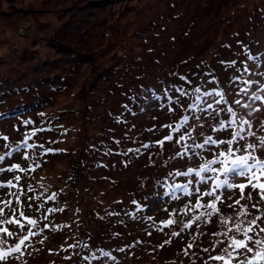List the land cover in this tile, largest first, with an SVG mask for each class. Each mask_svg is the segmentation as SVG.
<instances>
[{
    "label": "rangeland",
    "instance_id": "rangeland-1",
    "mask_svg": "<svg viewBox=\"0 0 264 264\" xmlns=\"http://www.w3.org/2000/svg\"><path fill=\"white\" fill-rule=\"evenodd\" d=\"M197 87L251 105H223L250 128L243 125L229 163L211 168H230L249 153L264 159V0H0V208L18 220L0 224L13 233L0 232V249L9 251L27 234L25 217L38 222L21 252L0 264H224L213 257L233 252L228 237L244 238L228 229L264 217L259 189L249 185L243 194L251 199H240L238 187H214L225 179L220 171L202 173L203 184L175 175L218 159L227 144L177 157L185 152L181 144L155 143L184 115L205 117L189 121L203 124L187 129L196 143L206 136L227 141L239 130L212 131L232 119L227 112L213 119L185 111ZM240 88L248 95H236ZM253 92L261 100L249 99ZM229 182L248 183L236 175ZM177 185H188L192 195ZM208 191L214 195L201 203L220 195L219 213L193 220L211 211L195 208ZM242 207L250 214L240 217ZM226 217L230 224L221 222ZM169 219L179 223L165 227ZM257 224L264 227V219ZM254 235L264 239L259 228ZM246 255L252 254L233 252L230 264Z\"/></svg>",
    "mask_w": 264,
    "mask_h": 264
},
{
    "label": "snow or ice",
    "instance_id": "snow-or-ice-1",
    "mask_svg": "<svg viewBox=\"0 0 264 264\" xmlns=\"http://www.w3.org/2000/svg\"><path fill=\"white\" fill-rule=\"evenodd\" d=\"M235 63V62H233ZM181 79H185L184 77H181ZM237 78L233 77L232 81H235ZM245 84H254V81H244ZM180 91L181 95L187 96L189 95L188 92L178 89ZM261 91H264V87L261 88ZM193 94L195 95V100L194 103L189 104L188 108L185 109V111H190L192 113H195L197 111L202 112V113H207L208 116L212 117L215 119L216 116H220L222 112H227L228 114L231 115L232 119L227 120V122L224 119H221L219 121V126H212V131L214 132H222L225 131L229 128H233V126H239V130H234L232 131L231 139L225 141L223 139L219 138H213L212 136H206L204 138L203 143H196L195 139L193 138L192 131H188V128L195 129L197 127H203V124H190L189 121L190 119L193 121H199L205 119L204 116H189V115H184L175 125H165L164 127H167L170 129L169 135L164 137L163 140L156 141V145L159 146L161 149L164 148L165 142H175V144H181L182 147L185 148V152H177L175 156L177 157H183L187 156L188 151L191 150L193 154H195V149H204L206 145L208 146H216L219 147L220 145L227 144L229 147L227 151H220L216 155L218 159H212L210 161H207L205 164L200 165L199 169H193L189 167L187 171L185 172H176L175 175L177 176H186V177H193L192 180H189L188 184H192L197 182L195 178H200L199 183H206L204 177L202 176V173L208 172L209 170L216 172L220 171L223 176L225 177L224 180H218L215 184L214 187L219 189V188H224V189H234L238 187L241 192V197L240 199H251V194H249L247 197L244 196V189L248 187L249 185L253 188V190H256L257 188L259 189V195L262 200H264V182H261V178H264V159H258L255 155H252L249 153V155L245 156H237L235 159H232L230 161L232 167H222L221 169L217 170L214 168H211V165L220 163L221 165L228 164V156H235V152L239 151L240 149H233L232 145L234 142L237 141V139H243L241 136V133L244 131L243 125H249V121L245 120L242 116L237 119V113L234 111L232 107H223L225 104H230L234 103L237 105H241L242 107L245 108H251V105L248 104H242L241 100L236 99L233 101H228L226 99V92L223 90H213V91H202L201 88L197 87L193 90ZM248 95V89L247 88H240L239 92L236 93V95ZM206 97L209 98H215L219 97V99H206ZM249 99H255V100H261V96L255 95V92L252 93L251 96L248 97ZM175 103L180 104L179 99L175 101ZM214 105L219 106V107H214ZM211 110V111H209ZM250 128V125H249ZM176 133H180L178 137L175 136ZM198 135H203V133H198ZM248 135H254L251 131L248 132ZM186 139H193V144L188 145V144H183L182 142L185 141ZM260 145L261 147H264V138L260 139ZM152 145L150 144H143L142 147L145 149L150 148ZM247 149H252L255 150V145L253 144H248L246 147ZM128 152L136 151L139 152V149H128ZM175 158V157H172ZM0 160H3V157H0ZM17 167V166H14ZM11 171V169H9ZM231 175H236L239 177L244 178L245 180L248 181L247 184L241 183L239 185L233 184L229 182V178ZM19 180V177L16 178ZM13 186V185H9ZM176 188L178 190H181L185 193V195H192V193L189 192L188 190V185H177ZM195 191H199V189H196ZM214 195L213 192L208 191L204 192L203 195L196 201L195 208H207L211 209V211H202L198 216L193 217V220H199L203 216H207L211 218L213 214L219 213L220 209L217 207V202H223L222 198L220 195H216L215 199L207 204H202L201 200H203L204 196H212ZM173 199H178V197L173 196ZM49 199H52V197H49ZM240 201L237 200L235 201V204H239ZM188 207V206H186ZM229 207H233V205H229ZM255 207V205H253ZM59 211H63V209H58ZM48 212H53L56 211V209H47ZM259 211V209H257ZM111 214V213H110ZM187 215V212L184 213ZM250 213L247 211L246 208L242 207L241 211L239 212L240 217H244L249 215ZM0 216H5L4 211L2 208H0ZM21 216H23V213H21ZM27 220V224L31 225V228L28 230L27 234L24 235L19 242L11 248L9 251L5 252L4 250L0 249V261H4L8 255L11 253H20L21 252V247L25 245V242L29 240L30 237L33 235H36L37 233L33 231L38 226L37 220L30 219L25 217ZM47 219V217H45ZM264 219V217L261 216H255L252 220H249L246 222L243 220H240L239 222L235 223L234 227H230L228 229V232H237L241 233L243 235V239H237L236 236H230L228 239L230 240V247L233 249V252H236L239 254L241 250L245 254L251 253L252 255L248 257L247 255L245 256L244 260L240 261V264H261V262H264V239H257L255 238L254 235V229L259 228L260 232H264V227H261L257 224V221H261ZM221 222L223 224H230L231 217H226L222 218ZM179 223V221L169 219L168 221L163 222V225L165 227L174 225ZM191 221L185 222L183 224V228L181 231L184 229L190 228L191 227ZM0 224H18L17 219H9L7 216L0 221ZM19 227L24 228V224H19ZM162 230V229H158ZM0 232H6L7 235L12 236L13 233L9 232L6 228H0ZM173 236L179 235V233L173 231L172 232ZM214 235H219V233H214ZM223 235L228 236V233H224ZM165 243H170V241H165ZM163 247V245H161ZM191 247V245H189ZM225 252L227 253V259L224 256L217 255L213 257L214 260L217 261H224V264H230V261L232 259H235L236 257L233 256V252H229L228 249H225ZM22 254V253H21ZM105 256H108L109 254L107 252L104 253Z\"/></svg>",
    "mask_w": 264,
    "mask_h": 264
},
{
    "label": "trees",
    "instance_id": "trees-1",
    "mask_svg": "<svg viewBox=\"0 0 264 264\" xmlns=\"http://www.w3.org/2000/svg\"><path fill=\"white\" fill-rule=\"evenodd\" d=\"M158 264H162V262H158Z\"/></svg>",
    "mask_w": 264,
    "mask_h": 264
},
{
    "label": "bare ground",
    "instance_id": "bare-ground-1",
    "mask_svg": "<svg viewBox=\"0 0 264 264\" xmlns=\"http://www.w3.org/2000/svg\"><path fill=\"white\" fill-rule=\"evenodd\" d=\"M204 176V175H203Z\"/></svg>",
    "mask_w": 264,
    "mask_h": 264
}]
</instances>
